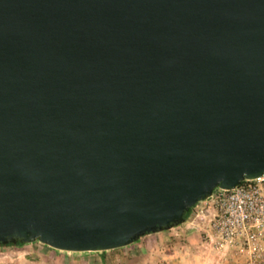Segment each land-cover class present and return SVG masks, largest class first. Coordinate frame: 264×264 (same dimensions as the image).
Returning a JSON list of instances; mask_svg holds the SVG:
<instances>
[{
  "label": "water",
  "instance_id": "95a60500",
  "mask_svg": "<svg viewBox=\"0 0 264 264\" xmlns=\"http://www.w3.org/2000/svg\"><path fill=\"white\" fill-rule=\"evenodd\" d=\"M264 176V0H0V244L109 251Z\"/></svg>",
  "mask_w": 264,
  "mask_h": 264
},
{
  "label": "rangeland",
  "instance_id": "374dc122",
  "mask_svg": "<svg viewBox=\"0 0 264 264\" xmlns=\"http://www.w3.org/2000/svg\"><path fill=\"white\" fill-rule=\"evenodd\" d=\"M206 200L191 209L188 218L198 215L192 223L187 220L192 228L197 227L194 231L184 226L169 229L170 234L160 240H143L106 252L65 251L39 241L0 246V264H249L253 255L249 245L237 242L218 248L214 244L209 233L215 206L211 198ZM263 258L258 257L257 263L264 264Z\"/></svg>",
  "mask_w": 264,
  "mask_h": 264
},
{
  "label": "built area",
  "instance_id": "2783aa9c",
  "mask_svg": "<svg viewBox=\"0 0 264 264\" xmlns=\"http://www.w3.org/2000/svg\"><path fill=\"white\" fill-rule=\"evenodd\" d=\"M210 198L215 206L209 233L214 244H247L253 252L249 264H258L257 258L264 255V176L246 179L233 189L217 188Z\"/></svg>",
  "mask_w": 264,
  "mask_h": 264
},
{
  "label": "crops",
  "instance_id": "0c3cea01",
  "mask_svg": "<svg viewBox=\"0 0 264 264\" xmlns=\"http://www.w3.org/2000/svg\"><path fill=\"white\" fill-rule=\"evenodd\" d=\"M188 219H190V218H188ZM187 219V220H188ZM186 220V222H184L182 225H178V226H176V227H174V228H172L171 230H174L175 228H178V227H182V226H184L187 230H189V231H194V228H197V227H191V224L189 223L190 222V220H188L187 221ZM171 230H165V231H161V232H157V233H149V234H147V235H145V236H143V237H141L138 241H136V242H141V241H143V240H148V239H155V240H160V239H162V238H165L166 236H168V234H170V231ZM135 243V242H134Z\"/></svg>",
  "mask_w": 264,
  "mask_h": 264
},
{
  "label": "trees",
  "instance_id": "16d2710c",
  "mask_svg": "<svg viewBox=\"0 0 264 264\" xmlns=\"http://www.w3.org/2000/svg\"><path fill=\"white\" fill-rule=\"evenodd\" d=\"M190 212L191 210L186 214V219H188L189 215H190ZM25 244L24 242H22L21 240H19L17 243H11V244H8V245H3V244H0V246H10V245H23ZM102 252H106V251H102Z\"/></svg>",
  "mask_w": 264,
  "mask_h": 264
}]
</instances>
